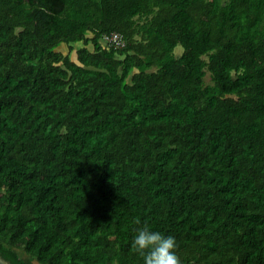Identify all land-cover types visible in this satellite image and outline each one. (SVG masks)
Here are the masks:
<instances>
[{"label": "trees", "instance_id": "1", "mask_svg": "<svg viewBox=\"0 0 264 264\" xmlns=\"http://www.w3.org/2000/svg\"><path fill=\"white\" fill-rule=\"evenodd\" d=\"M145 225L264 264V0H0V258L144 264Z\"/></svg>", "mask_w": 264, "mask_h": 264}, {"label": "clouds", "instance_id": "2", "mask_svg": "<svg viewBox=\"0 0 264 264\" xmlns=\"http://www.w3.org/2000/svg\"><path fill=\"white\" fill-rule=\"evenodd\" d=\"M177 247L173 236L152 231L147 225L137 230L132 241L133 250L143 258L144 264H183Z\"/></svg>", "mask_w": 264, "mask_h": 264}, {"label": "built area", "instance_id": "3", "mask_svg": "<svg viewBox=\"0 0 264 264\" xmlns=\"http://www.w3.org/2000/svg\"><path fill=\"white\" fill-rule=\"evenodd\" d=\"M101 43L105 47H110L113 49H120L125 45V41L123 37L116 32H112L109 34H103L101 36Z\"/></svg>", "mask_w": 264, "mask_h": 264}, {"label": "rangeland", "instance_id": "4", "mask_svg": "<svg viewBox=\"0 0 264 264\" xmlns=\"http://www.w3.org/2000/svg\"><path fill=\"white\" fill-rule=\"evenodd\" d=\"M79 47H80L79 44L76 45V48H79ZM61 50H62L64 53L66 52V49H65V48H62ZM181 53H182V48H181V47H177V48L175 49V54H176V55H180ZM72 58H73V59L75 58L74 53L72 54ZM205 81H206V82H209V77H208V75L206 76ZM20 255H22V253H20Z\"/></svg>", "mask_w": 264, "mask_h": 264}, {"label": "water", "instance_id": "5", "mask_svg": "<svg viewBox=\"0 0 264 264\" xmlns=\"http://www.w3.org/2000/svg\"><path fill=\"white\" fill-rule=\"evenodd\" d=\"M0 261H2V264H8L7 262L3 261L1 258Z\"/></svg>", "mask_w": 264, "mask_h": 264}, {"label": "snow or ice", "instance_id": "6", "mask_svg": "<svg viewBox=\"0 0 264 264\" xmlns=\"http://www.w3.org/2000/svg\"><path fill=\"white\" fill-rule=\"evenodd\" d=\"M0 264H2V261H0Z\"/></svg>", "mask_w": 264, "mask_h": 264}]
</instances>
